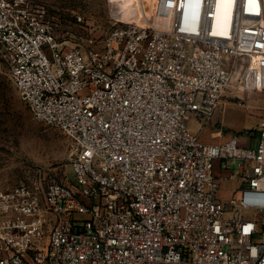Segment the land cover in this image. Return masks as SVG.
I'll return each instance as SVG.
<instances>
[{"label":"built area","instance_id":"2783aa9c","mask_svg":"<svg viewBox=\"0 0 264 264\" xmlns=\"http://www.w3.org/2000/svg\"><path fill=\"white\" fill-rule=\"evenodd\" d=\"M173 3L170 23L120 17L83 51L38 0H0L10 78L70 139L74 175L0 191V264H264V122L248 147L186 121H211L231 60L264 32V0ZM223 180L237 183L228 200Z\"/></svg>","mask_w":264,"mask_h":264},{"label":"rangeland","instance_id":"374dc122","mask_svg":"<svg viewBox=\"0 0 264 264\" xmlns=\"http://www.w3.org/2000/svg\"><path fill=\"white\" fill-rule=\"evenodd\" d=\"M52 18L58 39L68 48L83 51L100 47L117 18L167 23L173 0H38ZM232 79L211 121L202 128L195 117L186 121L204 142L218 143L233 136L240 145L254 147L264 122V32L254 52L231 60ZM250 133H253L251 136ZM72 144L57 127L38 122L10 78L0 52V191L43 176L74 185ZM215 173L221 174L216 162ZM224 179V177H223ZM236 181H222L220 197L228 200Z\"/></svg>","mask_w":264,"mask_h":264},{"label":"bare ground","instance_id":"6f19581e","mask_svg":"<svg viewBox=\"0 0 264 264\" xmlns=\"http://www.w3.org/2000/svg\"><path fill=\"white\" fill-rule=\"evenodd\" d=\"M225 5V4H224ZM231 2L230 3H228L227 4V11H230V9H231ZM221 8H222V4H221V2H220V6H219V9H218V12H219V15H221ZM226 9H224V11H225ZM172 11H173V8H172ZM172 14V13H171ZM145 16V15H144ZM146 17V16H145ZM147 18V17H146ZM170 21H171V15H170V19H169V21L167 22V23H165V24H168V23H170ZM162 25V24H161Z\"/></svg>","mask_w":264,"mask_h":264}]
</instances>
